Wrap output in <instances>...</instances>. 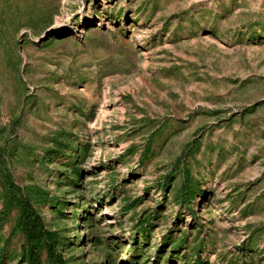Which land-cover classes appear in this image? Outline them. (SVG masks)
<instances>
[{
	"label": "rangeland",
	"instance_id": "obj_1",
	"mask_svg": "<svg viewBox=\"0 0 264 264\" xmlns=\"http://www.w3.org/2000/svg\"><path fill=\"white\" fill-rule=\"evenodd\" d=\"M0 264H264V0H0Z\"/></svg>",
	"mask_w": 264,
	"mask_h": 264
},
{
	"label": "trees",
	"instance_id": "obj_2",
	"mask_svg": "<svg viewBox=\"0 0 264 264\" xmlns=\"http://www.w3.org/2000/svg\"><path fill=\"white\" fill-rule=\"evenodd\" d=\"M31 256H32V261L37 262L36 253L33 250H31Z\"/></svg>",
	"mask_w": 264,
	"mask_h": 264
},
{
	"label": "water",
	"instance_id": "obj_3",
	"mask_svg": "<svg viewBox=\"0 0 264 264\" xmlns=\"http://www.w3.org/2000/svg\"><path fill=\"white\" fill-rule=\"evenodd\" d=\"M48 36V32H45L43 38L45 39Z\"/></svg>",
	"mask_w": 264,
	"mask_h": 264
}]
</instances>
